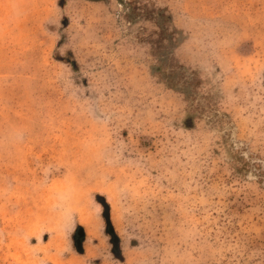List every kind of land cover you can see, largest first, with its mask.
<instances>
[{
  "label": "rangeland",
  "instance_id": "1",
  "mask_svg": "<svg viewBox=\"0 0 264 264\" xmlns=\"http://www.w3.org/2000/svg\"><path fill=\"white\" fill-rule=\"evenodd\" d=\"M0 264H264V0H0Z\"/></svg>",
  "mask_w": 264,
  "mask_h": 264
}]
</instances>
